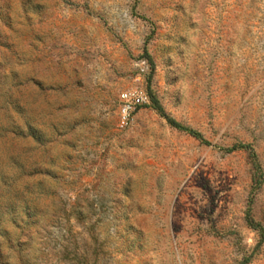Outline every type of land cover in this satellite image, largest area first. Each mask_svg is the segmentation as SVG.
Masks as SVG:
<instances>
[{"label": "rangeland", "instance_id": "rangeland-1", "mask_svg": "<svg viewBox=\"0 0 264 264\" xmlns=\"http://www.w3.org/2000/svg\"><path fill=\"white\" fill-rule=\"evenodd\" d=\"M150 78L209 145L150 105L120 128ZM248 213L264 229V0H0V264H264Z\"/></svg>", "mask_w": 264, "mask_h": 264}, {"label": "trees", "instance_id": "trees-1", "mask_svg": "<svg viewBox=\"0 0 264 264\" xmlns=\"http://www.w3.org/2000/svg\"><path fill=\"white\" fill-rule=\"evenodd\" d=\"M143 58L147 61V63L150 65L151 71H154V61L151 57V55L149 54L146 44H145V48H144V56ZM150 85H151V78L148 81V94L150 96L151 99V104L150 106L156 110L158 112V114L166 120V122L168 123L169 126H171L173 129L178 130L180 132H183L189 136H191L192 138L196 139L197 141L201 142L202 144L205 145H209V143L203 138V136L196 130H193L191 128L185 127L182 124H180L179 122H177L175 119L171 118L165 111V109L162 107L160 101L158 100V98L156 97V95L151 91L150 89ZM236 150H249L248 146L245 145H239L236 147H232L226 150L227 153H233ZM251 152V156L254 160V168L255 171L257 173V177L258 179H262L263 175H262V171H261V167L260 164L257 162L255 155ZM248 222H249V226L255 230V231H259L260 236H261V241L257 247V249L264 243V229L256 224L252 218L250 213H248ZM250 263V258L245 259L241 264H249Z\"/></svg>", "mask_w": 264, "mask_h": 264}, {"label": "built area", "instance_id": "built-area-1", "mask_svg": "<svg viewBox=\"0 0 264 264\" xmlns=\"http://www.w3.org/2000/svg\"><path fill=\"white\" fill-rule=\"evenodd\" d=\"M120 102V128L125 129L132 121L137 109L149 106L151 99L147 91L135 88L121 93Z\"/></svg>", "mask_w": 264, "mask_h": 264}]
</instances>
